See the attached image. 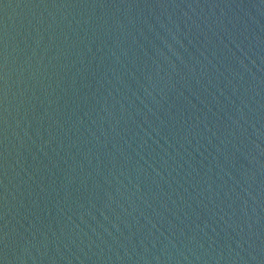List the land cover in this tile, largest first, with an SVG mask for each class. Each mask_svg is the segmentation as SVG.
<instances>
[{"label":"water","instance_id":"obj_1","mask_svg":"<svg viewBox=\"0 0 264 264\" xmlns=\"http://www.w3.org/2000/svg\"><path fill=\"white\" fill-rule=\"evenodd\" d=\"M0 264H264V0H0Z\"/></svg>","mask_w":264,"mask_h":264}]
</instances>
